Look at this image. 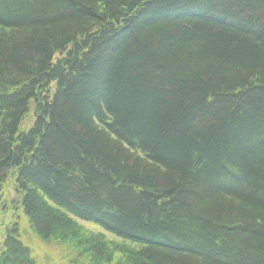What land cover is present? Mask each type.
Masks as SVG:
<instances>
[{
  "label": "trees",
  "instance_id": "16d2710c",
  "mask_svg": "<svg viewBox=\"0 0 264 264\" xmlns=\"http://www.w3.org/2000/svg\"><path fill=\"white\" fill-rule=\"evenodd\" d=\"M0 264H264V0H0Z\"/></svg>",
  "mask_w": 264,
  "mask_h": 264
},
{
  "label": "rangeland",
  "instance_id": "374dc122",
  "mask_svg": "<svg viewBox=\"0 0 264 264\" xmlns=\"http://www.w3.org/2000/svg\"><path fill=\"white\" fill-rule=\"evenodd\" d=\"M33 121H34V119H33V112H31L30 115L27 116L24 119V121L22 122L20 129L22 131L28 130L33 125ZM12 189H13L12 188V182L10 181L9 182V186L6 187V196H8L9 198H13L14 197V191ZM7 212H8V214H6V217H9L10 216V213H9V211H7ZM24 222H25V220H23V223ZM83 224H85L87 226V228L90 229V230L104 232L102 228H100L98 226H95V225H93L91 223H86L85 221H83ZM106 234H107V236H109V237H111L113 239H116V236L111 235L109 233H106Z\"/></svg>",
  "mask_w": 264,
  "mask_h": 264
},
{
  "label": "bare ground",
  "instance_id": "6f19581e",
  "mask_svg": "<svg viewBox=\"0 0 264 264\" xmlns=\"http://www.w3.org/2000/svg\"><path fill=\"white\" fill-rule=\"evenodd\" d=\"M128 253V252H127Z\"/></svg>",
  "mask_w": 264,
  "mask_h": 264
}]
</instances>
